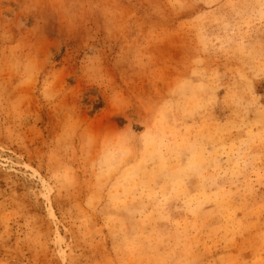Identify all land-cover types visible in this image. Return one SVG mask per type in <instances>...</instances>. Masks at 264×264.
<instances>
[{"label":"rangeland","instance_id":"374dc122","mask_svg":"<svg viewBox=\"0 0 264 264\" xmlns=\"http://www.w3.org/2000/svg\"><path fill=\"white\" fill-rule=\"evenodd\" d=\"M0 264H264V0H0Z\"/></svg>","mask_w":264,"mask_h":264}]
</instances>
